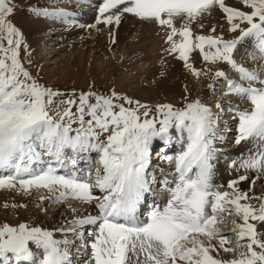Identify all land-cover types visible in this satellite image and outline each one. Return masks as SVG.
<instances>
[{
    "label": "snow or ice",
    "instance_id": "snow-or-ice-1",
    "mask_svg": "<svg viewBox=\"0 0 264 264\" xmlns=\"http://www.w3.org/2000/svg\"><path fill=\"white\" fill-rule=\"evenodd\" d=\"M241 2L247 11L225 0H103L96 23L119 25L125 13L157 22L170 29L169 52L178 53L194 76L211 72L189 63L195 50L209 65L223 63L238 74L241 82L224 70H216L213 78H222L225 95L248 105L229 106L237 120L234 143L251 142L256 150L229 166L239 164L245 173H256L254 185L264 177V64L245 67L234 54L242 48L252 61H264V0ZM217 6L233 38L194 36L192 23ZM14 8L12 0H0V189L28 194L46 190L50 195L41 196L42 201L75 200L93 205L98 214L52 230L28 223L0 224V264H71L70 247L75 248L76 241L69 234L82 241L78 253L91 249L84 264H264V196H251L238 187L249 179L246 174L228 182L231 192L213 180L222 151L216 144L226 139L218 134L221 115L199 99L182 107L160 104L152 109L115 90L66 97L38 82L22 62L21 49L28 45L10 19ZM29 11L76 23L68 19L75 13L63 9ZM176 20L183 21L181 27ZM177 35L179 42L174 40ZM174 134L186 144L174 158L166 157L175 168L174 180L163 181L167 203L141 219L138 208L155 183L148 175L150 146L157 139L168 142ZM93 152L99 158L95 165L84 160L86 174L81 178V159H90ZM62 169H69L68 174H60ZM96 189L102 197L94 195ZM68 207L77 211L72 204ZM225 215L235 217L230 233L219 227ZM56 233L62 238H55ZM85 235L92 239L84 240ZM221 252L233 257L221 258Z\"/></svg>",
    "mask_w": 264,
    "mask_h": 264
},
{
    "label": "rangeland",
    "instance_id": "rangeland-1",
    "mask_svg": "<svg viewBox=\"0 0 264 264\" xmlns=\"http://www.w3.org/2000/svg\"><path fill=\"white\" fill-rule=\"evenodd\" d=\"M67 1L64 4L62 2V0H57V1H55V0H12V3L15 5V8H14V14L10 17V19L15 24V26L21 30V32L24 36V41L28 45L26 50L23 49V47L21 49L22 62L24 63L25 67L30 71L32 76L41 84H43L47 87H50L56 91L65 93L66 97L68 95H71L73 92L79 94L80 92H87L89 90H92V91H96L98 93L107 95L111 91L115 90L117 93H119L121 95H127L134 100H139L141 103L147 104L152 109H155V107L157 105H160V104H172L174 107H182L184 104L191 102L193 100H196V99H199L202 102V98L192 96V93H193L192 91L195 90L194 93L195 92L202 93V89L201 90H198V89L201 88L200 83H202V87H203L205 81H207L206 82L207 84L214 85L215 87H217L218 82L220 83V84H218V86L219 85H223V86L225 85L223 80L214 79L213 77H214V73H215L214 71L220 70V67L223 68L224 66H226V64L221 63L218 65H209L208 63H202L203 65L200 66L199 70L202 71L203 68L204 69L211 68V71H213L212 74L210 72L209 74L206 75L207 79L204 80V82H202V78H201L202 75L198 78V77L194 76L192 73H190L189 69L186 68L185 66H180L178 64H175L172 66L171 69H175L176 71L178 70V74H180L182 76L184 81L188 78V76L181 74L182 73L181 71H183L185 73L189 72L190 74H192L194 79H196L194 82H196V83L198 82V85H200L199 87H197V89H194L191 85H189V83L187 81H185V83L183 82V85H182L183 86L182 91H180V93L178 95L174 92L175 88L169 84L168 80H170V79L168 77V72H165L163 70L164 68H167V66L169 68V62L168 61H167V63H165V65H163L162 69L158 71V76H156V80L159 82V85H158L156 91L154 92V94L150 97V98L154 99L153 102H149L148 100L139 99V97H135L134 95L132 97V95L130 93H127L124 90L118 89L117 86L115 85L114 81L111 83L102 84L101 81H99L97 79V77L99 76V75H97L99 73V71L97 69L96 58L103 55L102 58L104 60H106L107 57L104 55H107V54L110 55V53L113 54L114 52L120 53L119 52L120 51V45L115 40L116 39L115 37H119V30L121 27L120 23H119V25H116L115 23H113L112 25H106L103 23H100V24L96 23V17L99 15L98 6H99V4H101L103 2V0L100 3H98L99 0H96L98 2L90 4V5H92L93 9L91 11H88V12H86L84 10H78L79 8L74 6L75 3H81L82 0H67ZM85 1H88V0H85ZM70 3H72V4H70ZM225 3H226V5L228 4L231 7H236L238 9H242L241 0H225ZM33 7L41 9V10L48 9V10L53 11V10L63 9L65 11L73 12V13H75V15L73 17H69L68 19L69 20H71V19L75 20L76 23L75 24L65 23L63 21V18L37 16L33 12L29 11V8H33ZM215 8L220 10L218 6ZM86 9H89V8H86ZM204 15H206V14H204ZM204 15L201 18H199L197 21L192 23V25H191L192 30L198 29V33L193 31V35H194V33H196L198 35H204V32L203 33L200 32V31H202L201 25H203L204 23L207 22V18ZM130 16H132V15H130ZM130 19H132V18H130ZM124 20L122 21V23H124ZM220 21L222 23H224L225 20H224V18H220ZM31 22L35 23L36 26L30 27L31 30H28L27 27L31 24ZM38 22H40L42 25L41 24H40L41 26L38 25ZM182 23H183V21L180 22V25H182ZM210 23H212V22H210ZM128 24L131 25V21H128ZM194 24H195V27H194ZM208 24L206 26H208ZM81 25H84V26L81 27ZM90 25H95V26L91 27ZM132 26L135 27L136 25H132ZM222 26L223 25H221V27H219V26L216 28L214 27L216 30L215 32H217L219 35L222 32V30H221V29H223ZM138 30H139V28H138ZM144 31L142 33L144 36H146V37L149 36L150 38L153 39L152 34H151L152 32L150 34H148ZM134 32H135V30H133L132 32H129V33L134 34ZM149 32H150V30H149ZM212 34H209V35H212ZM113 35H115V37ZM122 36L124 37L125 33ZM153 36L155 37L154 34H153ZM138 37H139V34H138ZM231 37L232 36H230L229 38L231 39ZM47 39L49 40L48 41V48H50L49 51L48 50L46 51V42H47L46 40ZM51 39H53V41H50ZM130 39L131 40L135 39V36L132 35L131 37H127V39L124 43L127 44L128 42H130ZM159 40H157V42H159ZM160 42H161V40H160ZM124 43L122 44V46H124ZM151 43H152V45H154L153 42H151ZM149 44L150 43H148L147 46L142 47L141 43H139V44L137 43L136 44L138 46L137 48L140 49L139 53L138 54L135 53L137 55L134 54L132 56L133 57L132 60H131L132 57H130V58L126 57V60H128V62H121L120 60L117 61V58H116L115 59V67L110 69L106 74L112 75V77H113L112 79L116 80L117 77L119 76V73L121 72V68H122V67L120 68L119 64L124 67V70L128 69L129 72H130L129 69H135L137 67H140L144 63L142 61H144L145 58H142V57L144 56L143 52L147 51L146 49H152V48L159 49L160 51H162V53L160 52V54L168 55L167 52H165V50H162L164 48V44L161 46V48H159L160 45L157 47L158 44L155 45V47H153L152 45L149 46ZM132 49L133 50H130V52H128V53H132V51H134L135 48L133 47ZM243 52H244V50L241 48L240 51L238 52V54H241ZM47 53H50V54L47 55ZM120 56H121V54H119V57ZM136 56H138L137 59H138L139 64H135V65L131 66V64H134V62H135L134 57H136ZM121 57H123V55ZM168 59H169V56H168ZM29 60L31 61V63L28 62ZM169 61H170V59H169ZM71 65H76L77 68H80L81 70H83L84 68L89 69V67L91 66L92 74L90 76H86L85 73L84 74L83 73H77L75 70H73L70 67L71 69H68L67 71L62 72L59 70L56 73V75H55L56 79H62V80H54V81L48 80V75H49L48 73L49 72L56 71L58 68H63V67L71 66ZM209 66H213V67H209ZM194 67L196 69H198L197 66H194ZM179 70H181V71L179 72ZM227 73L228 72H226V74ZM126 75H130V74H126ZM131 75L134 76L133 72ZM232 79L236 80V78H232ZM86 80H87V82H86ZM236 81L241 82L239 80H236ZM216 82H217V84H216ZM140 87L146 88L147 87L146 83H145V85H142ZM218 88H219V90H221L223 88L224 91H226V85L224 87H218ZM209 92H211V91H209ZM218 97H222L221 102H219L220 99H218ZM210 98H211L210 102L207 101V103H208L207 106L211 107L215 113H219L222 117V119H221L222 122L220 123V121H219V125H222L220 128H223V129L220 133L224 132V134H225V131H226V134L224 135V137L226 139L223 142L225 143V145H227V147L222 148L219 163L222 164L223 166L227 165V167H230V166H228L229 163L231 164L233 160H237V159H240L241 157H245V155L247 154V151L244 149L245 142H243L240 145H236L234 143V139H235L237 130L234 131V133H232L230 135L227 133V131L229 129L232 130L234 128V126L230 127V126H232L231 122L233 121L235 124V121H237V120L232 118L234 116L233 112L232 111L228 112L229 106H230L229 104H231V106L235 107L238 104V101H237L238 97L225 95L222 91H220V95L218 93L215 95H214V93H212V94H210ZM239 101H241V100H239ZM219 103H221V106H222V108H220V109L215 107V105L219 104ZM241 103H243V101ZM224 115H226L227 118L226 117L224 118ZM227 121H228V123H226ZM225 125L228 126V129H226L224 127ZM174 135H176V134H174ZM159 142H160V140H159ZM228 142L233 143V147H232V145H230L231 143H228ZM154 143H156V148H157V146L160 145V144H157V140H154ZM217 143H219V142H217ZM153 145H152V147L150 146V149H151L150 150V152H151L150 157L151 158L155 157V155L152 156V154L157 152L156 148L155 147L153 148ZM228 148H230V149H228ZM233 148H235L234 151H233ZM176 152H175V150H173L171 153H166V154H162V155L165 157H169L171 155H175ZM178 154H179V152H178ZM178 154H176V156ZM160 155L159 154L156 155L159 157L158 161L155 160L153 162V161H151V158H150V162H152V164L156 168H158L157 164H159L161 162V158L163 157L162 155L161 156ZM171 157L174 158L175 156H171ZM86 158H87V156H84V158H82V159L85 160ZM98 158H99L98 154L93 152L92 156L90 158L91 161H88V163L91 165H95ZM69 168H70V166H69ZM159 169L160 168H158V170ZM240 169L241 168H238V176L242 175V173H240ZM79 170L80 171L78 174L82 177L83 176L82 173L86 172V165L84 163L80 164ZM166 170H163L164 172L162 170H159L158 172H157V170H155L154 172H152L150 170L148 172V175H150L152 173L156 174V172H157L156 178H158L162 174V172L166 173V174H168L167 172H169L168 176L172 175V173L170 171H168V170L166 171ZM68 171L67 170L62 171V174L67 175ZM226 178L227 177H224L222 183L219 185L224 186ZM93 180H94V175H93ZM158 180L162 181L161 178L156 179V181H158ZM249 183H251L250 180H248L246 182L247 187H245V188L242 187L243 191H247V192L252 191V194L254 196H257L255 193L256 189H257L259 192V196L264 195V185L263 184H257V182H256L254 185L249 186ZM155 186H157V184L154 183L153 191L157 188L158 189L163 188V185H160V184L156 188H155ZM240 186L241 185L239 184L238 187H240ZM97 190H99V189H97ZM97 190L94 191V195L102 197L103 193L98 192ZM227 190L229 192H231V189L227 188ZM48 195H50V194L47 193L46 190H40V191L32 190L31 193L28 194V193H24L18 189L17 190H9V191L7 189H0V224L8 223L12 226H16L19 223H28L32 226H40V227L52 230V229L60 227L61 225L66 224L67 222L71 221V219L73 220L74 218L83 217L86 215H96L93 205H92V210L90 212L85 213L84 215H81L79 213L70 214V211L66 208L67 207L66 204L69 205V204L73 203L77 207H79V208L81 207V209L84 206H87V204H82L79 201L69 200V201L60 202V203H53L47 199H45L43 201L39 199L41 196H48ZM148 195H151V197H152V195L155 196L156 193L152 192V193H149ZM166 197H167V193L164 195V198H166ZM93 203H95V202H93ZM5 204H8L9 207L5 208L4 207ZM12 205H26V207H15L14 208V207H12ZM142 206L144 208H145V206L148 207V206H150V202H148V203H146V205H142ZM45 209H46V211H45ZM145 210L146 209H144V211ZM66 212L69 214V216H66V214H67ZM97 214H98V212H97ZM146 217H147V215L145 217L143 216V219H146ZM53 218L60 219L61 221L59 220V222H55V221L52 222ZM224 218L225 219L228 218V220L226 221V224L225 225H219V227L223 229V231H222L223 233H230L231 229L233 227V225L231 223L232 220L230 219L231 216L229 218L228 215H225L223 217V219ZM237 222H240V221L237 220ZM55 238L59 239L62 237H61L60 233H56ZM90 238L92 239V237H89L88 239H90ZM230 238H232L233 240L235 239V237H230ZM69 239L76 241L78 238H73V236L71 234H69ZM75 247H76V245H75ZM82 251L84 252V250H82ZM87 251L91 252V249L90 250L87 249ZM76 252L77 251L75 248L70 247V256L74 255L73 257H75ZM86 254L88 256L84 255L83 257H78V255H76V257H78L77 258L78 261L75 260L76 264H84L83 261H86L89 258V254L88 253H86ZM223 255L227 259H231L233 257V254H231V253H229V254L223 253Z\"/></svg>",
    "mask_w": 264,
    "mask_h": 264
},
{
    "label": "bare ground",
    "instance_id": "bare-ground-1",
    "mask_svg": "<svg viewBox=\"0 0 264 264\" xmlns=\"http://www.w3.org/2000/svg\"><path fill=\"white\" fill-rule=\"evenodd\" d=\"M57 1V0H55ZM67 1V0H66ZM65 0H62V2L65 4L66 2ZM68 2V1H67ZM78 2V1H77ZM89 2V3H88ZM95 2H98L96 0H88V1H85V0H82L81 3H75V7L79 8L78 10H84L86 12L88 11H91L93 9L92 3H95ZM72 4V3H70ZM228 5V4H227ZM229 6V5H228ZM86 8H89V9H86ZM242 10H245L247 11L248 9L247 8H244L243 5H242ZM49 11H52V10H49ZM206 15H204L206 18H207V22L203 24V27H202V31H200L201 33L204 32V35H209V34H212L213 32L211 31V29L213 27H221V25H223V29L222 32L220 33V35H222L225 39H230L229 37L232 36L233 37V33H231L228 29H229V25L227 23V20H226V15L218 10L217 8H213L210 13H205ZM132 14H127L125 13L124 15L121 16V19H120V30H119V37H115V35H113L116 39V42L120 45V53H116L114 52L113 54L110 53L107 54V55H104L107 57L106 60H104L102 56H99L98 58H96V61H97V69L99 71V73L97 75H99L97 77V79L99 81H101L102 84H107V83H111V82H115V85L117 86L118 89L120 90H124L125 92L127 93H130L133 97V95L135 97H139V99H143V100H148L149 102H153V98H150L154 92L156 91L158 85H159V82L156 80V76H158V71L162 69L163 65H165V63H167V61L169 62V68L167 66V68H164L163 70L165 72H168V77L170 80L169 81V84L171 86H173L175 89H174V92L176 94L179 95L180 91H182V85H183V82L185 83V81H187L189 83V85H191L194 89H197V87H199L201 85V88L198 89V90H201L202 89V93L200 92H195L192 91V96L193 97H199V98H202V102L204 104H208L207 101L210 102L211 98H210V94L214 93L215 94H219L220 95V91L218 87H224L223 85H219L220 84L218 82H216L217 84V87H215L213 85V87H209L210 84H207L205 81L203 87H202V83H200V85H198V82H194L196 79H194L193 75L190 74L192 73L190 70H189V74L188 73H185L181 70H179V72L181 71L182 73L181 74H184V75H187L188 78L184 81L182 76L180 74H178V70L176 71L175 69H171L173 65L175 64H178L180 66H184V61L178 59V53H170L169 52V49L171 47V45L167 42V36L170 32V29H168L166 26H161L160 24H158L157 22H154V21H145V20H141L139 19L138 17L132 15ZM132 18V19H130ZM220 18H224V23H222L220 21ZM125 19V20H124ZM72 20V19H71ZM124 20V23H122V21ZM128 21H131V25L128 24ZM180 22H182L181 20H176L175 21V24H176V27L179 28L181 27L180 25ZM212 22V23H210ZM122 23V24H121ZM209 23V24H208ZM41 23L38 22V25H40ZM208 24V26H206ZM42 25V24H41ZM40 25V26H41ZM132 25H136L135 27H133ZM36 26L35 23L31 22V24L27 27L28 30H31L30 27H34ZM139 26V27H138ZM199 26V25H198ZM194 27H195V24H194ZM139 28V30H138ZM199 28V27H198ZM204 28V29H203ZM195 29V28H194ZM133 30H135L134 34H130L129 32H132ZM145 30V31H144ZM150 30V32H149ZM146 32L148 34H152V38H150L149 36H144L142 33ZM196 33H198V29H195V30H192ZM218 31V30H217ZM212 32V33H211ZM125 33V36L123 37L122 35ZM145 33V34H146ZM194 33V35H198ZM138 34H139V37H138ZM153 34L155 35V37L153 36ZM219 35L217 32H214L212 35ZM118 35V34H117ZM132 35L135 36V39L131 40L130 39V42H128L127 44L124 43L127 39V37H131ZM107 36V35H106ZM151 36V35H150ZM231 37V38H232ZM161 42H160V40ZM181 39V37L179 35H177L176 37H174V40H176L177 42H179ZM157 40H159V42H157ZM46 51L50 50V48H48V39L46 40ZM50 41H53V39H51ZM140 41V42H139ZM154 43V45H152V43ZM124 43V46H122V44ZM139 44L141 43L142 47L144 46H147L148 43L149 46H153L155 47V45H157V47L159 46V48H161V46L164 44V48L162 50H165V52H167L168 55H165V54H160V52L162 53V51H160L159 49H155V48H152V49H146L147 51H144V56L142 58H145L144 62L140 67H137L135 69H129L130 72L128 71V69L124 70V67L120 66L121 68V72L119 73V76L117 77L116 80L112 79V75H107L106 73L112 69L113 67H115V59L117 58V61H121V62H128V60H126V57L127 58H130L132 57L135 53H139V48H137L138 46L136 44ZM50 44V43H49ZM51 45V44H50ZM52 46V45H51ZM148 46V47H149ZM135 48L134 51H132V53H128L130 52V50H133L132 48ZM140 47V46H139ZM156 47V48H157ZM153 50V51H152ZM50 53H47V55H49ZM119 54H121V56L123 55V57H119ZM135 54V55H137ZM166 57H165V56ZM125 56V57H124ZM139 56V55H138ZM138 56L134 57V64H131V66L135 65V64H139L138 63ZM142 56V55H141ZM168 56H169V59H168ZM235 56V59L237 60V62L239 64H242L243 66L245 67H249V68H259V62H254L252 61L249 57H246L244 55V52L241 53V54H238V52L234 55ZM165 57V58H164ZM49 59V58H48ZM133 59V57L131 58V60ZM120 63V62H119ZM189 63H191L193 66H197L198 67V70L200 69V66H202L203 64L202 63H206L205 61L202 60V56L200 55L199 53V50H195L193 51V53L190 55V59H189ZM262 64H264L263 62H261ZM117 64V63H116ZM124 65V64H123ZM65 66V65H64ZM128 66V65H127ZM155 66V67H154ZM205 66V65H204ZM75 70L77 73H85L86 76H90L92 74V68L91 66L88 68H84L83 70H81L80 68H77L76 65H71V66H67V67H63V68H58L56 71H51L49 72L48 74V80L49 81H54V80H62V79H56L55 75L56 73L60 70V71H67L68 69H71ZM209 67H213V66H209ZM208 69H202V72H207ZM220 70H224L227 73L228 77L230 79L232 78H237L238 77V74L235 73L233 70L230 69V66L226 65L224 66L223 68L220 67ZM133 72L134 76L131 75ZM213 71H211V74H212ZM215 72V71H214ZM126 74H130V75H126ZM237 74V75H236ZM236 75V76H235ZM199 78V77H198ZM202 82H204V80H206V75L202 74ZM199 80V79H198ZM222 80V78H221ZM87 82V80H86ZM186 82V83H187ZM221 82V81H220ZM146 83V88L145 87H140L142 85H145ZM222 83V82H221ZM211 91V92H209ZM217 91V92H216ZM218 99H220L219 102L222 101V97H218ZM239 97H238V104L235 106V107H240L241 109L243 108H246L248 107V105L242 100L239 101ZM236 101V100H235ZM221 104V103H219ZM216 107V105H215ZM230 112V111H228ZM226 117V115H224V118ZM227 118V117H226ZM222 122V120H220V123ZM228 123V121L226 122ZM225 123V124H226ZM237 121H235V124L234 122L232 121L231 122V125L230 127H233L234 128L232 130H228L227 133L230 135L232 133H234V131L237 130ZM222 125H219L218 127V134L219 135H222L224 136L226 134V131H225V134L224 132L223 133H220L222 131L223 128H220ZM220 129V130H219ZM227 129H228V126H227ZM237 134V132H236ZM228 135V136H229ZM243 142H241L242 144ZM161 145V151H162V154L165 152V153H168L170 151H173V149L176 147V151L178 150L179 153L184 149L185 147V144H186V141L185 140H181L177 137V135H174L173 138L168 141V142H164V141H160L159 143ZM217 148L221 149L222 148H226L227 145H225V143L222 141L221 143H217L216 144ZM235 148H233V151H234ZM244 149L247 151V154L245 155V157L247 155H249V150H251L252 152H254L256 149L254 147V145L251 143V142H245V146H244ZM161 154V155H162ZM160 155V156H161ZM163 156V155H162ZM157 157V156H156ZM155 158V157H154ZM232 158V157H231ZM87 159V158H86ZM159 157L155 160L158 161ZM83 160V159H82ZM152 160V159H151ZM237 161H239V159H237ZM154 162V161H153ZM163 163H165V165H168V166H173V164L169 163L167 159H164L162 161V163L159 165L161 168L163 167ZM158 165V164H157ZM156 165V166H157ZM149 168H151V164L149 166ZM154 167L152 166V169ZM238 168H239V164H237V166L235 168L233 167H227L226 166H223L222 164H218L217 165V170L215 172V175H214V183L216 185H219L222 183L224 177H227L226 180H225V183H224V186L222 188V190H225V191H228L227 190V184L230 180L232 179H236L238 178ZM167 171V170H166ZM164 172V171H163ZM0 173H3V172H0ZM169 174V172H167ZM240 173H242V175H247L249 177L248 180L252 181L255 176H256V173L252 172V171H248L247 173H245V170L243 168L240 169ZM166 174V173H165ZM167 175V174H166ZM162 179H166V178H162ZM174 180V175H173V179L171 181ZM248 180H245V181H242L240 182V189L242 190V187L245 188L247 187L246 186V182ZM156 181V180H155ZM170 181V180H169ZM257 184H263L264 185V177H261L260 179L256 180ZM159 182H157V185H158ZM250 185H253L252 183H249V186ZM8 190V189H7ZM97 190V189H96ZM95 190V191H96ZM9 191V190H8ZM99 191V190H97ZM243 191V190H242ZM152 192H156V191H152ZM151 192V193H152ZM256 195L259 197V192L258 190L256 189ZM249 195L251 196H254L252 194V191L249 192ZM264 196V195H263ZM155 198H157V202H161V200H159V196H156ZM146 200V199H145ZM168 200V199H167ZM167 201L165 202L164 206L166 205ZM253 204H257V201L254 200L252 201ZM72 205L74 207L77 208V211L75 213H79L81 215H84L85 213L87 212H90L92 210V205H87V206H84L82 209L81 207H77L75 204L72 203ZM78 205V204H77ZM66 208L70 211V214H75L73 213L70 208L68 207V205L66 204ZM95 210V214L97 215L96 213V209L94 208ZM67 213V212H66ZM148 215V214H147ZM66 216H69V214L67 213ZM65 216V217H66ZM147 218V217H146ZM230 218V216H229ZM235 217L234 216H231V220L234 219ZM143 219V218H142ZM60 219H57V218H53L52 222L55 221V222H59ZM72 220V219H71ZM228 220L224 218V221L225 223L224 224H221V225H225L226 224V221ZM61 221V220H60ZM221 231H223V229L221 228ZM84 240H86V238H84ZM76 243H82V241L80 239H77L76 240ZM215 243V241H214ZM80 248V247H79ZM82 251V250H81ZM75 252V251H74ZM80 253V252H79ZM77 253V254H79ZM74 255H71V264H76V261L77 258L76 256L73 257ZM220 257L221 258H225V256L223 255V252L220 253ZM75 258H76V261H75ZM85 261H83L84 263Z\"/></svg>",
    "mask_w": 264,
    "mask_h": 264
}]
</instances>
